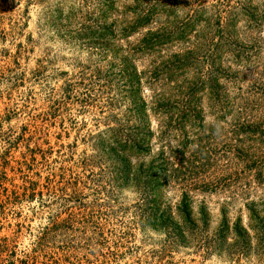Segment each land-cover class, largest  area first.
Here are the masks:
<instances>
[{
  "label": "rangeland",
  "instance_id": "374dc122",
  "mask_svg": "<svg viewBox=\"0 0 264 264\" xmlns=\"http://www.w3.org/2000/svg\"><path fill=\"white\" fill-rule=\"evenodd\" d=\"M109 1L0 0V264H264L248 208L264 216V180L256 182L236 154L264 155V139L240 133L237 141L231 130L244 115L240 105L264 104V0H240L258 17L250 28L239 0H111L102 15ZM164 1L172 11L121 34L134 13ZM226 10L236 13L231 35L250 46L237 62L231 52L217 58L204 49L217 39L216 14L221 23ZM197 13L202 18L186 25ZM166 24L185 29V38L133 50L144 32ZM182 49H192L193 60L178 81L195 79L211 59L228 70L213 85L216 95L211 85H189L192 95L181 99L173 82L147 84L152 67ZM134 69L144 71L137 94L146 102L143 130L152 134L119 159L106 138L138 122L128 88ZM155 97L173 106L181 99L186 119L193 111L196 119L159 138L176 111L153 112ZM184 141L185 156L196 153L197 182L209 185L188 190L197 226L176 236L152 218L149 201L158 195L157 215L166 204L174 210L180 184L158 185L150 165L160 149L175 165L170 148ZM223 216L229 227L221 238ZM238 218L248 233L243 249L232 242Z\"/></svg>",
  "mask_w": 264,
  "mask_h": 264
},
{
  "label": "trees",
  "instance_id": "16d2710c",
  "mask_svg": "<svg viewBox=\"0 0 264 264\" xmlns=\"http://www.w3.org/2000/svg\"><path fill=\"white\" fill-rule=\"evenodd\" d=\"M162 1V0H160ZM227 1V0H226ZM165 1L162 3H159L156 7H147L140 12L134 13L132 19L128 21V23H125L121 27V34H127L138 27L144 25V23L149 22L152 20L156 14H160L163 11H165V14H168V12L172 11V9H167L164 5ZM109 4H111V0L106 4L107 8H104L102 10V15H105V13L108 11L110 7ZM162 7H161V6ZM170 5V4H169ZM237 7L239 9H242V14L245 16V19L247 20V23L245 24V27H252L253 24H256V19L258 18L253 10H249V8L243 4L240 0L237 2ZM232 7V6H230ZM230 9V8H229ZM228 14V17H224V21L220 23L221 17L216 14L215 19V31L217 32V39L208 40L204 43V49L207 48L206 45H208V49H211L213 51V55L215 57H219V54L222 51H227L232 53L233 60L235 62L240 61L241 58L246 59L248 57L247 48L250 47L243 42L236 41L233 38V35H231V28L228 29V26L232 25L233 16L236 15L235 12L231 10H226ZM231 11V12H230ZM231 14V16H230ZM190 17V16H189ZM201 13L195 14L191 19H186L185 24H189L192 28L194 25V22L196 20H200ZM207 18H203L204 23H207ZM168 24H166L167 26ZM160 27L155 30H147L144 32L139 39V42L137 46H135V49L133 50H146L150 49L153 46L163 44L167 42L172 36H177L180 38H185V29L182 30L179 27H176L175 31L171 29L170 27ZM188 27V29L190 28ZM163 28V29H162ZM212 29V28H211ZM213 30V29H212ZM104 31V30H101ZM175 32V33H174ZM174 34V35H173ZM214 40V41H213ZM211 51V52H212ZM210 53V52H209ZM193 50L192 49H182L181 51L172 52L169 55L166 56V58L162 59L159 66H153L152 70L149 71L145 78L147 79V84L151 85L152 81L159 79L164 80L168 82H173L175 86H170L172 89H177L178 94H182V98L186 95H189L193 92V89H195L194 85H211L210 90H214L213 93L216 95V88H213V85H219V82L217 79L219 77H228L229 72L227 69H223L220 67V61L217 59V63H214V59H211V62L207 63L206 69L202 72L198 73V77L195 79H179L178 76H182L185 72V69L190 64L191 60H193ZM241 57V58H240ZM141 73H144V71H136L135 69L131 71L130 79L128 81L130 82L129 92L132 93V97L130 99L131 101V110L133 114L137 117L138 122L137 123H131L128 124L127 129L128 131L121 135V128L116 130L114 133H111L110 136H107L106 139H110V141L113 143V145L110 146V149L115 151H119V159H125L123 156L124 149H130L133 148H140V144L142 141L145 140V138L149 137L152 134V131L150 129H144L148 123L145 117V107L146 102L144 99L140 97L139 94H137V91L140 89V83H141ZM160 76V77H159ZM161 78V79H160ZM179 85V87H177ZM182 85V86H180ZM189 85H193L192 87ZM177 94V95H178ZM192 95V94H190ZM181 99L175 100V105H171L170 102L167 99H160L159 97H155L152 99L151 106L153 112H162V111H170V109H175L174 115L176 116V119L172 121V119L169 118V120L166 121L165 126H162V129L160 128L158 130V137L162 138L163 133H166V130L169 128L168 126H178L183 125V121H185L186 115L188 112L184 110V107L179 106L181 104ZM251 106V105H250ZM248 103H244V105H240L238 107V110L243 111L244 115L242 116V119H235L234 124L232 126V131L234 132L235 139L237 141L240 139V133L244 134L246 136V139H251L252 137L256 136H262L261 139H264V104L256 105L255 108L250 107ZM191 114V115H190ZM196 114V113H195ZM196 117L193 113L189 112V118L186 120L194 121ZM146 120V122H145ZM124 129V128H122ZM121 136V137H120ZM260 138V137H258ZM185 142H181L179 147L175 149H171L170 151L173 153L172 158L176 159L175 165L171 161L167 159V157L163 154V150L160 149L158 152L159 162H157L156 165L151 164L150 169H156L158 174H155L159 180L157 181L158 185H163L164 183L169 182L170 180L180 184V193L178 199L174 202L173 207L174 210L170 209V205L166 204L160 209V213L155 212L157 209H159V198L156 193L153 194L151 201L149 203L151 204V207L149 208L151 210L150 214H152V218H159L161 220V223L165 229L170 230L173 235L176 236H183L184 231L187 233L193 232L191 228H193V225L195 227L197 226L195 218L191 214V208H190V195L188 194V190L190 188H201V187H208L209 185L207 182L199 181L197 182V173L199 172L197 169V166L193 164V161L191 157H195V152L189 153L188 156H185ZM235 146H237L235 144ZM113 151V152H114ZM236 151L238 153V158L240 160H244L247 169L250 170L251 176L254 178V180L258 183H262L264 180V155L263 154H256L255 152H248L247 154L243 152L242 148H236ZM249 208V217L253 218L255 220V223L253 225H250L254 229V235L256 236L257 243L260 241L262 242V247L264 246V226L262 225L264 216L259 217L257 212ZM175 212L176 217L172 214V212ZM154 220V219H152ZM150 221V223L153 225L154 221ZM239 218L238 220H235L231 224V228L233 230V234L235 235V238H233V243L239 248L243 249L244 247L248 246V233L244 227L239 225ZM229 223L225 216H223L221 223L216 230L217 237L223 238L224 231L228 229Z\"/></svg>",
  "mask_w": 264,
  "mask_h": 264
}]
</instances>
